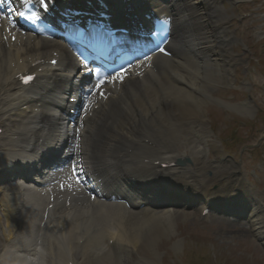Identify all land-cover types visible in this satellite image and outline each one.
I'll return each instance as SVG.
<instances>
[{"label":"bare ground","instance_id":"6f19581e","mask_svg":"<svg viewBox=\"0 0 264 264\" xmlns=\"http://www.w3.org/2000/svg\"><path fill=\"white\" fill-rule=\"evenodd\" d=\"M199 0H169L162 3L163 5L173 3V22L175 26V34H177V44L180 45L178 53L182 56V51L185 50L186 59L180 62L176 59V63L170 65L169 75L175 77L177 80L182 81L185 86L180 88H173L167 85L166 94L164 100H160L158 95H154V98L147 99L145 96L136 91L134 84L138 85L141 80L139 78L128 79L124 84L126 88H122L121 91L117 92V99L121 100L127 96L126 101H122L121 105L113 108H109L105 111V115H110L109 119L119 120L118 116L125 117L129 114V111L134 112L135 118L129 127L127 132L134 135L136 132L144 134L149 132L154 134L159 132L164 137H160L163 142L166 143L167 147L174 150V141L172 137L175 134V122L172 121L169 115L163 116L165 110H169L170 114L176 115L180 120H187L190 116L195 115V111H199V115L203 118L201 106L205 103L202 100V96L207 94L206 88L200 84V80L203 79H214L215 75H219L225 79V69H222L221 61V47L217 45L215 48L210 47L209 44L203 43L209 34L204 24H202L201 16H193L201 8L197 6ZM154 6L159 3L157 0H151ZM161 3V2H160ZM161 4V5H162ZM160 6V5H158ZM170 6V5H169ZM162 8V7H161ZM167 6L163 7L162 13L169 14ZM192 10V12H188ZM193 18H190L192 17ZM264 17V15H263ZM193 24H197L196 28H193ZM202 26V30L198 31V27ZM193 32V34L191 33ZM207 35V36H206ZM15 43L11 45V52L8 55L3 53L0 48V86L4 92L0 94V100L11 95L12 97V110L16 102H20L24 99L22 91L16 86L15 83H11L5 80L7 74L11 71L8 64L10 62L15 63V68H19L21 65H25L32 62L34 58L43 57L50 55L52 52H56L61 55L59 67L56 71H49L47 79L44 83V92L50 94L57 99L66 98V92L69 84L72 81V69L75 65L64 55L65 50L57 42L30 38L19 40L15 39ZM212 55V58L209 56ZM213 55L216 57L214 58ZM175 56V55H174ZM178 56V55H177ZM204 56V59H202ZM176 57V56H175ZM206 57V58H205ZM178 58V57H177ZM210 61V62H209ZM13 68L12 71L15 69ZM221 75V76H220ZM148 84V91L151 92L153 86ZM9 87H12V94L8 92ZM41 95L43 93H40ZM208 95V94H207ZM46 97V96H43ZM48 98V97H46ZM125 111H124V108ZM12 116H18L21 121L37 118V115L33 116H22L19 112H12ZM186 117V118H185ZM41 126L33 130V138L35 139L34 148H37L41 152H45L52 148V146L59 142V137L64 138L63 134L59 132L61 130L60 123L61 118H57L55 112L50 111V108L44 106V112L41 116ZM98 120H104L103 116H99ZM24 122H20L17 129L24 128ZM154 125L152 128H150ZM96 126V125H95ZM93 132L96 137L109 141L111 136H105L107 132L101 130H95ZM66 138V136H65ZM125 140L129 141L128 136L124 137ZM33 146V145H32ZM32 157L33 151L27 154ZM66 185H64L65 188ZM21 188H18L19 191ZM19 197L23 196V204L20 207V214L24 218L30 217V221L26 225L24 233H20L18 239L13 240L5 252L0 254L2 264H62V255L56 246H47L48 242L46 239L42 240L39 246L40 253L34 252L36 247L35 230L40 224V213L42 212V201L44 198L43 193H27L17 194ZM82 200L81 197H79ZM166 199V198H164ZM155 198L151 197V201ZM82 204H86L85 200H82ZM261 201L259 199L253 207L260 206ZM81 207H84L81 205ZM145 210V209H143ZM254 214H250L253 217L252 226L254 228L253 234L259 239L264 240V221L261 219L262 212L253 209ZM263 211V210H262ZM74 214L68 220V236L73 237V230L82 229L86 238L84 244L81 246L80 255L85 257V264H101L102 259L101 253L104 251V237L108 236V227L110 225L115 226L117 224H124L126 234L129 236V240L141 239L140 248L138 254L149 256L153 252L149 246H153V242L149 239V236L158 232V229L162 230L160 235L170 234L169 231L174 224L175 218L178 216L177 213H167L165 217L161 219H155L153 215L147 212H141L139 214H127L128 211L124 209L123 205H115L113 208L101 211L100 209L88 208V210H80L78 207L73 212ZM259 214L257 218L256 214ZM249 216V217H250ZM110 229V228H109ZM81 237V236H79ZM78 238V237H75ZM131 238V239H130ZM31 246V247H30ZM118 253L115 256V264H130L128 250L122 249V243L118 244ZM84 251V252H83ZM138 258L137 261H141ZM1 264V262H0ZM137 264V263H133Z\"/></svg>","mask_w":264,"mask_h":264},{"label":"rangeland","instance_id":"374dc122","mask_svg":"<svg viewBox=\"0 0 264 264\" xmlns=\"http://www.w3.org/2000/svg\"><path fill=\"white\" fill-rule=\"evenodd\" d=\"M263 1L264 0H261L260 2H254L252 5H250V7L244 8V9L261 11L262 6H263L261 5V2ZM239 50L240 49H238V51ZM262 67H263L262 69L264 70V63H262ZM255 81L258 84L264 85V77L261 75V73H257V75L255 76ZM248 88L247 89H237L235 97L237 96L238 99L246 100V96L244 92L252 91ZM254 92H255L254 95L256 98L255 102L261 108L260 117H262L264 116V104L262 103V99L264 98V90L259 87H255ZM255 111L256 110L253 108L252 112L247 113V112L240 111V113H242L243 115H249L250 117H252L255 114ZM222 119H224L225 122L221 121V118L218 117L217 122L214 120V123L212 125V127L217 131V133L221 134L222 129L226 127L227 130L225 132L228 133V136L229 135L231 136V132H232L234 135H236L235 138H238V134H240L242 129L239 128V129H234L230 131L228 128L230 121H231L229 118V115L226 114L222 116ZM258 122L259 121H256L255 124L257 125ZM233 127L235 128V124L233 125ZM257 127L258 128L264 127V120H260ZM256 131H257L256 129H252L250 131L251 133L249 136L236 141V147L233 151L234 152L237 151L240 148V146H242L243 144H247V143L251 144V143L256 142L258 140V133H259ZM263 148L264 146H262L260 150H264ZM261 185L264 187V175L261 178ZM194 219L196 218L194 217L188 221L194 223ZM181 223L183 222L178 220V224H181ZM202 223L203 225L206 226V228L202 229L201 231L202 234L207 236V240H210L216 244L215 246H213L212 244H209L210 249L214 247V251L221 250L222 252H226V251H232L231 247L237 245L236 246L237 251H235V253H232L233 255H239L241 257H244L242 260L246 264H264V253L261 250V247L258 244H256V242L249 235H247V233L245 235V233H243L242 231L237 230V229H240V230L242 229L241 227L238 228L237 225H241L244 227L243 224H236L232 221H227L223 219H212L207 223L205 222H202ZM195 250H199V246H197ZM101 256H102V259L100 261L101 264H113L112 262H110V260H113V258L112 256H110L109 253H107L106 249L101 253ZM244 262H239L237 264H245Z\"/></svg>","mask_w":264,"mask_h":264},{"label":"snow or ice","instance_id":"6c2138e0","mask_svg":"<svg viewBox=\"0 0 264 264\" xmlns=\"http://www.w3.org/2000/svg\"><path fill=\"white\" fill-rule=\"evenodd\" d=\"M22 2L25 7H28V5H32V7H34L36 10H32V7H30L27 13L21 11L18 13V15L22 17L24 20L35 24L38 20L42 18L44 14L47 13L50 6L54 3V0H22ZM0 7H2V5H0ZM8 11L9 13H11L13 9L9 8ZM0 15H2V13H0ZM169 25H170L169 19H161L157 33H155L161 36V42L165 44L168 42V39H167V35L164 34L165 33L170 34ZM160 51L164 52L165 49L161 47ZM125 71H126L125 69H121V71L117 72L116 76L113 79H123L122 73ZM32 79H33L32 76L22 77V80L25 84H28ZM103 83H105V80L101 79L99 83L96 85V88H99L100 85Z\"/></svg>","mask_w":264,"mask_h":264}]
</instances>
